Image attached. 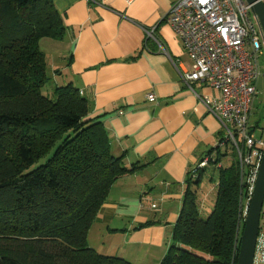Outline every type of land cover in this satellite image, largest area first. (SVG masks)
Segmentation results:
<instances>
[{"label": "trees", "instance_id": "trees-1", "mask_svg": "<svg viewBox=\"0 0 264 264\" xmlns=\"http://www.w3.org/2000/svg\"><path fill=\"white\" fill-rule=\"evenodd\" d=\"M65 31L52 0H0V264H131L99 255L87 235L112 185L141 166L126 168L112 154L107 130L89 119L91 103L72 84L42 92L50 76L40 42ZM207 156L218 174L214 207L200 216L205 168L188 176L160 264H236L235 151Z\"/></svg>", "mask_w": 264, "mask_h": 264}, {"label": "crops", "instance_id": "crops-1", "mask_svg": "<svg viewBox=\"0 0 264 264\" xmlns=\"http://www.w3.org/2000/svg\"><path fill=\"white\" fill-rule=\"evenodd\" d=\"M176 1L52 0L65 35L40 42L47 69L56 61L49 49H62L60 65L49 68L60 79L55 86L78 89L91 103L89 119L107 130L112 154L123 156L126 168L141 166L112 185L87 235L99 255L131 264H160L186 180L223 133L198 100L218 94L205 83L188 87L181 80L191 61L167 21ZM152 30L162 50L147 37Z\"/></svg>", "mask_w": 264, "mask_h": 264}, {"label": "built area", "instance_id": "built-area-1", "mask_svg": "<svg viewBox=\"0 0 264 264\" xmlns=\"http://www.w3.org/2000/svg\"><path fill=\"white\" fill-rule=\"evenodd\" d=\"M257 2L264 5V0ZM167 21L191 61L190 71L180 75L182 82L188 87L202 82L218 94L213 98L198 97V100L225 131L224 141L217 143V148L230 144L235 151L240 187L239 244L264 148V137L255 139L249 126L260 77L257 59L264 54V33L258 18L251 13V5L244 0H177L171 6ZM146 34L162 50L153 30ZM153 97L147 95L148 100ZM212 165H215L213 156L203 158L193 178L198 170ZM253 264H264L263 206Z\"/></svg>", "mask_w": 264, "mask_h": 264}, {"label": "rangeland", "instance_id": "rangeland-1", "mask_svg": "<svg viewBox=\"0 0 264 264\" xmlns=\"http://www.w3.org/2000/svg\"><path fill=\"white\" fill-rule=\"evenodd\" d=\"M54 42H60V41L55 40ZM56 44H59V43H56ZM39 48H40V45H39ZM42 49L44 50L45 48L41 46L40 50L42 51ZM53 49H55V52L52 53V56H51V51ZM60 51H62V49L59 48L58 45H56L54 48L51 47L48 51V55L50 56V58H54L56 61H53L52 59H50L49 61L48 73L50 77H49V81L46 83V85L43 87V90H42L43 94L46 96H48L51 90H53L56 87L55 82L60 81L59 78H57V80H55V78H52L51 70H49V68L52 65L51 63L57 64L56 67H58L59 63H61L57 59L58 52ZM257 65L259 68L260 77L256 82L257 93L254 98L252 110L250 113V120H249V126L252 129V135L254 136L255 139L264 137V54L259 56V58L257 59ZM57 71H60V70L56 68V72ZM224 135H225V131L223 130L221 137L224 138ZM229 148H231L230 144L221 146L220 154L224 155L225 153L228 152ZM230 157L233 159L232 154H230ZM221 161L223 165L227 164V161L224 158L221 159ZM217 184H218L217 171L215 170L213 166H208L202 172L201 182L199 183V187L197 188V191H196L197 197H198V200L200 201V206H201L200 216L203 219H206L208 217V215L210 214V212L212 211L214 207V203H215L216 195H217ZM263 211H264V203H263ZM243 225L244 223L242 224V227ZM242 229L243 228H241V231Z\"/></svg>", "mask_w": 264, "mask_h": 264}, {"label": "water", "instance_id": "water-1", "mask_svg": "<svg viewBox=\"0 0 264 264\" xmlns=\"http://www.w3.org/2000/svg\"><path fill=\"white\" fill-rule=\"evenodd\" d=\"M251 5V13L258 18L264 33V5L257 0H244ZM264 202V148L260 169L249 205L239 243L236 264H253L256 239L259 231L261 210Z\"/></svg>", "mask_w": 264, "mask_h": 264}]
</instances>
